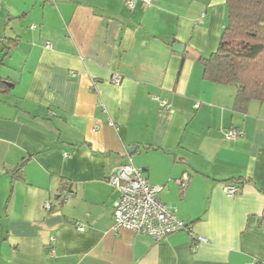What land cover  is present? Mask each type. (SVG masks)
Here are the masks:
<instances>
[{
	"label": "crops",
	"instance_id": "1",
	"mask_svg": "<svg viewBox=\"0 0 264 264\" xmlns=\"http://www.w3.org/2000/svg\"><path fill=\"white\" fill-rule=\"evenodd\" d=\"M126 1H0V264H262L264 102L236 111L200 62L226 0ZM129 159L204 243L113 228Z\"/></svg>",
	"mask_w": 264,
	"mask_h": 264
},
{
	"label": "trees",
	"instance_id": "2",
	"mask_svg": "<svg viewBox=\"0 0 264 264\" xmlns=\"http://www.w3.org/2000/svg\"><path fill=\"white\" fill-rule=\"evenodd\" d=\"M225 4L227 24L217 50L200 62L205 80L237 88L234 107L245 112L250 102H264V0H226Z\"/></svg>",
	"mask_w": 264,
	"mask_h": 264
},
{
	"label": "built area",
	"instance_id": "3",
	"mask_svg": "<svg viewBox=\"0 0 264 264\" xmlns=\"http://www.w3.org/2000/svg\"><path fill=\"white\" fill-rule=\"evenodd\" d=\"M1 1V0H0ZM143 5H150L153 0H140ZM126 5L133 8L134 1L127 0ZM47 48L50 44H47ZM118 76L112 77V83L115 86L120 85ZM168 107L166 102L161 103ZM198 105L195 104V107ZM242 135L237 129H229L225 132V139L228 141L236 139ZM64 156H67L64 154ZM108 184L118 192V197L113 204L112 217L113 228L126 229L135 233L149 236L154 241H161L177 232H187L192 235L191 226L180 221L175 210L158 201L157 196L161 192V186L151 185L141 168L135 166L129 159L125 165L120 166L116 172L108 178ZM187 182V176L182 178V184ZM223 192L228 196H237L240 189L235 184H224ZM44 207L49 209V203H45ZM78 230H82V226H77ZM195 249L198 244L204 243L206 240L202 237L193 236ZM264 264L263 262H261ZM256 264V263H247Z\"/></svg>",
	"mask_w": 264,
	"mask_h": 264
},
{
	"label": "water",
	"instance_id": "4",
	"mask_svg": "<svg viewBox=\"0 0 264 264\" xmlns=\"http://www.w3.org/2000/svg\"><path fill=\"white\" fill-rule=\"evenodd\" d=\"M184 49H185V47L181 44H178V43L173 44V51L176 53L181 54V53H183ZM132 149H134V148H132Z\"/></svg>",
	"mask_w": 264,
	"mask_h": 264
}]
</instances>
